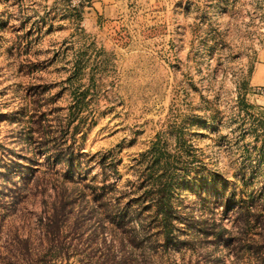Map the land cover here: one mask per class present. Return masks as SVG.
Masks as SVG:
<instances>
[{
  "label": "rangeland",
  "instance_id": "rangeland-1",
  "mask_svg": "<svg viewBox=\"0 0 264 264\" xmlns=\"http://www.w3.org/2000/svg\"><path fill=\"white\" fill-rule=\"evenodd\" d=\"M263 68L264 0H0V264H264Z\"/></svg>",
  "mask_w": 264,
  "mask_h": 264
},
{
  "label": "built area",
  "instance_id": "built-area-1",
  "mask_svg": "<svg viewBox=\"0 0 264 264\" xmlns=\"http://www.w3.org/2000/svg\"><path fill=\"white\" fill-rule=\"evenodd\" d=\"M87 1L88 0H68L70 7L77 9L84 6ZM254 92L256 93V95L264 97V85L256 87L254 89Z\"/></svg>",
  "mask_w": 264,
  "mask_h": 264
},
{
  "label": "crops",
  "instance_id": "crops-1",
  "mask_svg": "<svg viewBox=\"0 0 264 264\" xmlns=\"http://www.w3.org/2000/svg\"><path fill=\"white\" fill-rule=\"evenodd\" d=\"M262 67H263V66H262ZM262 67H261V66L257 67L255 73L260 72V71L262 70ZM263 70H264V68H263ZM255 73H254V78H253V81H252V84H254V85L257 84L256 81H255V79H256V74H255Z\"/></svg>",
  "mask_w": 264,
  "mask_h": 264
}]
</instances>
